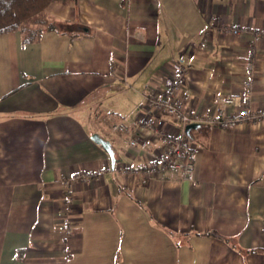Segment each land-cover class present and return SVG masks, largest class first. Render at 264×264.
I'll use <instances>...</instances> for the list:
<instances>
[{"label":"crops","instance_id":"obj_1","mask_svg":"<svg viewBox=\"0 0 264 264\" xmlns=\"http://www.w3.org/2000/svg\"><path fill=\"white\" fill-rule=\"evenodd\" d=\"M44 17L35 40L0 33V264H264V120L186 130L144 108L182 57L186 106L235 110L264 0H56ZM249 101L264 109V35ZM160 127L189 141L191 180L119 168L155 158Z\"/></svg>","mask_w":264,"mask_h":264},{"label":"built area","instance_id":"obj_2","mask_svg":"<svg viewBox=\"0 0 264 264\" xmlns=\"http://www.w3.org/2000/svg\"><path fill=\"white\" fill-rule=\"evenodd\" d=\"M227 31L238 34L244 27H225ZM264 33L254 32V43L250 44L245 56V81L242 103L232 111H228L225 107L219 106L215 116L190 110L185 102L180 98L178 92L184 84L187 77V63L179 57L173 61L172 74L162 82L160 92L149 90L144 96V108L153 113H163L172 120L182 124L190 122H206L217 125L221 128H230L236 126L244 119L258 121L264 120V109H254L250 105V87L255 74V57L256 42ZM256 41V42H255ZM223 104H235L232 94H227L222 99ZM140 127L149 129L150 125L144 120L139 119ZM116 123L112 124V129L117 130ZM155 133L159 137L162 151L152 159L139 161L135 164H120L119 168L122 172L137 175L142 174L149 177L158 173L166 167H177L181 170L183 178L191 180L194 175V161L191 157V145L184 134L176 133L169 128H155ZM138 142L136 138H127L125 143L135 145ZM86 174V173H85ZM83 174V175H85Z\"/></svg>","mask_w":264,"mask_h":264},{"label":"trees","instance_id":"obj_3","mask_svg":"<svg viewBox=\"0 0 264 264\" xmlns=\"http://www.w3.org/2000/svg\"><path fill=\"white\" fill-rule=\"evenodd\" d=\"M53 1L56 0H0V33L18 30L22 42L39 38L44 28L53 26L44 17L45 8ZM29 23L38 25L32 27Z\"/></svg>","mask_w":264,"mask_h":264},{"label":"water","instance_id":"obj_4","mask_svg":"<svg viewBox=\"0 0 264 264\" xmlns=\"http://www.w3.org/2000/svg\"><path fill=\"white\" fill-rule=\"evenodd\" d=\"M198 124L195 123V122H190L186 125V130L191 128V127H195L197 126ZM92 139H94L96 142L100 143L110 154L111 156V160H112V164L114 163V157H113V154H112V149L110 147V144L108 141L104 140L103 138L99 137L98 135L96 134H93L92 135Z\"/></svg>","mask_w":264,"mask_h":264},{"label":"rangeland","instance_id":"obj_5","mask_svg":"<svg viewBox=\"0 0 264 264\" xmlns=\"http://www.w3.org/2000/svg\"><path fill=\"white\" fill-rule=\"evenodd\" d=\"M29 24H31L32 27H35V25H33L34 23H29Z\"/></svg>","mask_w":264,"mask_h":264}]
</instances>
